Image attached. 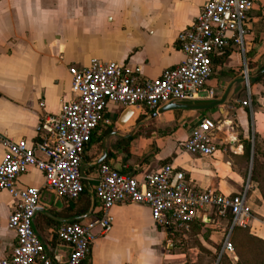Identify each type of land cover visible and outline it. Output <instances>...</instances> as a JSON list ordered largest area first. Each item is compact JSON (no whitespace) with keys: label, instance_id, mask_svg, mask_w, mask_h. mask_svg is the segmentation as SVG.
<instances>
[{"label":"crops","instance_id":"0c3cea01","mask_svg":"<svg viewBox=\"0 0 264 264\" xmlns=\"http://www.w3.org/2000/svg\"><path fill=\"white\" fill-rule=\"evenodd\" d=\"M206 1L0 0V134L28 144L41 140L42 117L57 113L72 98L69 68L86 66L92 58L139 68L141 79L159 77L184 59L177 36ZM246 28L241 43L231 39L223 52L212 56L213 73L195 100L220 99L233 80L244 76V66L248 77L264 68V0H254ZM248 81L249 89L244 81L242 90L226 103L207 109L172 108L151 117L169 103L151 112L108 103L83 153L82 175L88 187L93 190L102 163L139 180L170 163L195 188L224 194L246 188L252 210L248 228L264 239V200L255 183L241 175L251 164L238 138H264V73ZM248 99L249 105H243ZM202 118L216 126L211 139L218 150L213 156L191 154L181 146ZM4 153L0 145V161ZM16 185L42 188L43 175L29 168L17 177ZM73 201L43 189V211L34 216V228L49 256L59 255L63 261L69 248L54 230L64 223L59 219L77 217L72 215ZM12 203L10 192L0 190V258L16 243L7 225ZM110 214V229L103 234L94 229L82 264H210L204 252L212 260L231 233L230 217L213 210L195 219L187 233L156 226L144 204L115 205ZM97 215L95 199L89 218Z\"/></svg>","mask_w":264,"mask_h":264},{"label":"built area","instance_id":"2783aa9c","mask_svg":"<svg viewBox=\"0 0 264 264\" xmlns=\"http://www.w3.org/2000/svg\"><path fill=\"white\" fill-rule=\"evenodd\" d=\"M253 5L254 0H207L177 36L184 59L155 79H141L139 68L96 58L86 66L70 67L72 98L63 102L57 113L42 117L41 140L28 144L25 139L15 140L0 134V145L5 148L0 161V190H8L13 198L7 225L16 235L15 245L7 256L0 258V264H38L43 259L45 246L34 228L41 191H50L66 200L81 196L85 187L81 173L83 153L102 121L107 104L151 112L171 101L197 99L213 73L212 56L223 52L231 39L238 43L243 40L248 12ZM243 75L249 89L246 66ZM249 101L244 100L242 104L249 105ZM215 128L212 120L202 118L182 141L183 150L213 156L218 150L211 139ZM29 168L42 173V188L16 185L17 177ZM93 192L99 215L86 223L64 222L54 230L58 240L71 249L67 261L62 263L55 254L42 264H82L90 251L94 229L99 228L100 234L110 229V209L115 205L144 204L150 209L156 226L176 228L183 233L189 232L195 219L202 218L208 210L229 216L231 229L248 228L252 219L246 188L231 194L195 188L187 182L185 173L170 163L141 180L102 163ZM222 254L235 255L229 238H224Z\"/></svg>","mask_w":264,"mask_h":264},{"label":"trees","instance_id":"16d2710c","mask_svg":"<svg viewBox=\"0 0 264 264\" xmlns=\"http://www.w3.org/2000/svg\"><path fill=\"white\" fill-rule=\"evenodd\" d=\"M243 146L244 157L251 166L250 170L246 168L244 172H241V175L244 179L249 178L250 182L255 183L264 200V138L253 134L248 139H243ZM89 205L90 195L84 187L81 196L71 202L72 215L85 214ZM230 235L237 259L232 260L224 256L221 264H264V239L247 233L245 228L238 226L232 227Z\"/></svg>","mask_w":264,"mask_h":264},{"label":"water","instance_id":"95a60500","mask_svg":"<svg viewBox=\"0 0 264 264\" xmlns=\"http://www.w3.org/2000/svg\"><path fill=\"white\" fill-rule=\"evenodd\" d=\"M264 73V68L255 76H249L248 80L251 79H255L256 77H259L260 75H262ZM245 77L241 76L236 78L235 80H233L226 88L223 96L220 99L217 100H211V101H205V102H201L199 100H175V101H171L169 102V104H167L165 107H163L159 112H153L151 114V117H155L157 113H160L164 110L167 109H172V108H185V109H207L213 106H218V105H222L224 103H226L230 98H232L235 94H237L238 92H240L243 88V83L245 81ZM101 160H99V162H101ZM81 173H82V165H81ZM84 186L88 189L90 195H91V206L88 210V212L84 215L81 216H77V217H71V218H67V219H59L61 222H71V221H76V220H80L83 223H86L89 221V216L93 210L94 204H95V195L93 190H91L88 185H87V181L86 179H84ZM39 211H43L40 208H37L35 212H39ZM51 216V215H50ZM53 217V216H51ZM70 249V248H69ZM71 251V249H70ZM49 257V253L46 249V247L44 248V256L43 259L38 263V264H42L44 259ZM68 259V258H67ZM66 260H62V263L66 262Z\"/></svg>","mask_w":264,"mask_h":264},{"label":"rangeland","instance_id":"374dc122","mask_svg":"<svg viewBox=\"0 0 264 264\" xmlns=\"http://www.w3.org/2000/svg\"><path fill=\"white\" fill-rule=\"evenodd\" d=\"M238 138L240 139V141L242 142V144H243V138L241 137V135L239 134L238 135ZM244 161V160H243ZM250 163V162H249ZM243 166V164L241 165V167ZM239 167H240V164H239ZM246 169H242L241 170V172H244ZM248 179V178H247ZM245 230L247 231V233H250V230H249V228H245ZM231 234V233H230ZM230 234H226L225 235V238H229V241H231V243H232V245H234V243H233V241H232V237H231V235ZM250 234H252V233H250ZM194 239H196V237H192L191 238V240L193 241ZM224 241V240H223ZM179 243H182V242H179ZM179 247V246H178ZM221 247H222V244H221ZM177 250H179V248H177ZM217 252V251H216ZM220 252H221V248H220V250L217 252V253H215V255H214V257H213V255H212V260H211V256L210 255H208V254H206L205 252H204V256H206L207 258H210V261H209V263L211 264V262H212V264H221V262H222V260H224L222 257H224V256H227L228 257V255H220ZM218 254V255H217ZM216 258V259H215ZM229 258H231L232 260H236L237 259V256L235 255L234 257L232 256V257H229ZM216 261V262H215Z\"/></svg>","mask_w":264,"mask_h":264}]
</instances>
